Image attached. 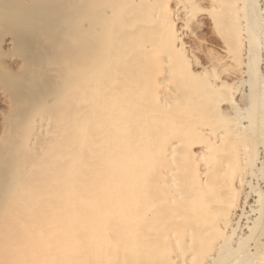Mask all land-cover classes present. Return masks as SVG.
<instances>
[{
  "label": "bare ground",
  "instance_id": "bare-ground-1",
  "mask_svg": "<svg viewBox=\"0 0 264 264\" xmlns=\"http://www.w3.org/2000/svg\"><path fill=\"white\" fill-rule=\"evenodd\" d=\"M202 4L223 39L204 65L185 42ZM256 12L255 0H0V264H248L231 219L239 173L264 160L241 154L228 174L222 151L258 127ZM240 95L248 116L226 129Z\"/></svg>",
  "mask_w": 264,
  "mask_h": 264
},
{
  "label": "rangeland",
  "instance_id": "rangeland-1",
  "mask_svg": "<svg viewBox=\"0 0 264 264\" xmlns=\"http://www.w3.org/2000/svg\"><path fill=\"white\" fill-rule=\"evenodd\" d=\"M256 4H257V23L256 26H258V30H257V35H258V39H257V45L255 46V54L257 53V57L258 60H260V65L258 67L259 70V74L262 77L261 78V92L264 93V0H255ZM207 5L206 4H202V9H201V18L203 19V26L201 27V30H199L198 34L196 37H188L186 38L185 42L187 43V46L190 47V49L194 50V55L197 57L198 61L201 64H205L207 62V58H206V52H213V53H217L219 51V48L222 46L223 44V39H221V37L219 35H217V33L215 34L214 32V28L211 24V21L208 19V15H207ZM243 52L238 54V59L241 61L243 59V61H241L242 63L245 62L246 60V49H242ZM243 57V58H242ZM241 64V63H240ZM245 64V63H243ZM242 64V65H243ZM198 65V64H196ZM245 65L241 66L242 69H244ZM193 69L196 71L200 70L198 69V66H194ZM248 78H244V81L247 80ZM232 80V79H230ZM246 82V81H245ZM233 83H237V81H233ZM236 85V84H235ZM244 85V84H243ZM242 85V86H243ZM240 87L242 90L244 89L245 93L247 94L248 92V87L245 83V87ZM176 91V90H175ZM245 96H236L235 98H237L238 100H242L243 104L239 105V109L238 111H235L234 114H232L233 119L229 118L227 120V124H228V128L232 127L234 124H236L237 122L239 123L240 121H237V115L239 116H248L246 108L249 104V100L247 98H244ZM247 97V96H246ZM257 106L255 108V111L257 112L256 118L258 120V127L256 129V131L251 132V133H247L248 136L242 137V138H236L234 137V135H229L230 133H228V135H226L225 141L226 143L224 144L226 149L228 150V152H224L222 151V156L225 155L224 157H227L228 160L231 159L230 162L231 165H229V169L227 170L228 174H230V172L233 174V172H241L239 171V169L242 170L243 168V162H241L240 159H238L239 157H241L240 155L242 154H246V158L250 155L253 154L257 156V158L259 159L258 162H261L264 160V95L262 94L259 98V103L256 104ZM225 108L228 109V107L226 106ZM232 109H228V111H230ZM234 111V110H232ZM241 113V114H240ZM227 124L225 123L224 127L222 128V130H224V128L227 126ZM252 134V135H251ZM235 138V139H234ZM251 138V139H250ZM241 139V140H240ZM239 143L238 144V141ZM250 141V142H249ZM222 144V146L224 147V145ZM239 145V146H238ZM224 150V149H223ZM239 155V156H238ZM223 157V158H224ZM238 157V158H237ZM226 159V158H225ZM238 160V161H237ZM240 161V162H239ZM242 166V167H241ZM228 168V167H227ZM251 169V168H250ZM264 169V168H263ZM263 169L259 170V171H255L254 174L252 173V170H249L251 172V174H249L248 170H244V173H239L242 174V178L244 180V185H243V189L237 193V199L238 201V205H240L241 207H244L243 210L240 209V211H238L236 213V215H234L231 219V223H235V227H237V231L235 232V234H233V239H231V245L235 246L236 241L240 238L242 239L244 245H247V247L249 248V252L252 254H255L254 257H252L249 260L248 264H264V219L258 218L259 215L256 214H252L250 213V208L248 206L253 205L256 207H263L264 209V200L263 203L258 204L259 201V196L258 193L261 192L264 194V171ZM247 171V172H246ZM234 173V174H236ZM238 174V175H239ZM253 174V175H252ZM257 174V175H256ZM256 177H258L256 179ZM259 186V187H258ZM259 189V190H258ZM258 191V193H257ZM230 200V198H227V200ZM236 200V198H235ZM231 201V200H230ZM237 201V200H236ZM225 203V202H224ZM227 205L229 202H227ZM225 203V204H226ZM224 204V205H225ZM223 203L221 205V209H226L225 206L224 207ZM229 206V205H228ZM223 207V208H222ZM242 211L249 215L248 218H246L247 215H243ZM249 213H248V212ZM251 215V216H250ZM258 216V217H257ZM259 220H258V219ZM247 219H249V224H246ZM255 220V222H254ZM260 221V224H259ZM262 222V223H261ZM246 224V225H245ZM255 224V226H254ZM257 225V226H256ZM249 226V227H247ZM251 227H253L254 231L251 230ZM248 228V229H247ZM257 229V230H256ZM218 232V231H217ZM253 233V234H252ZM219 234H221V236H219V239L214 236L217 235L216 233L211 236H208L207 239L211 240L210 242V249H213L215 246L214 242L212 241H216L220 242L221 241V237H222V232ZM210 235V234H209ZM224 236V234H223ZM214 238V239H212ZM216 245V244H215ZM235 264H239V263H235Z\"/></svg>",
  "mask_w": 264,
  "mask_h": 264
}]
</instances>
